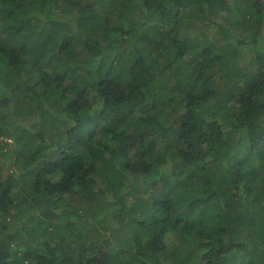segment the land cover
<instances>
[{"label":"trees","instance_id":"16d2710c","mask_svg":"<svg viewBox=\"0 0 264 264\" xmlns=\"http://www.w3.org/2000/svg\"><path fill=\"white\" fill-rule=\"evenodd\" d=\"M230 2L0 0V264H264V0Z\"/></svg>","mask_w":264,"mask_h":264},{"label":"rangeland","instance_id":"374dc122","mask_svg":"<svg viewBox=\"0 0 264 264\" xmlns=\"http://www.w3.org/2000/svg\"><path fill=\"white\" fill-rule=\"evenodd\" d=\"M233 1H234V0H231L230 3H233ZM13 145H14V143H13ZM13 145H12L11 148L8 149V151H11V150H13V149L15 148V147H14L15 145H14V146H13ZM168 238L172 239V235H168Z\"/></svg>","mask_w":264,"mask_h":264}]
</instances>
